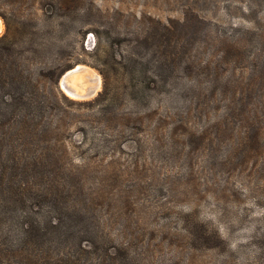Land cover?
Returning a JSON list of instances; mask_svg holds the SVG:
<instances>
[{"label": "rangeland", "instance_id": "rangeland-1", "mask_svg": "<svg viewBox=\"0 0 264 264\" xmlns=\"http://www.w3.org/2000/svg\"><path fill=\"white\" fill-rule=\"evenodd\" d=\"M6 35L0 128L58 192L141 264H264V0H0Z\"/></svg>", "mask_w": 264, "mask_h": 264}, {"label": "trees", "instance_id": "trees-1", "mask_svg": "<svg viewBox=\"0 0 264 264\" xmlns=\"http://www.w3.org/2000/svg\"><path fill=\"white\" fill-rule=\"evenodd\" d=\"M7 39L6 35L0 41L8 45ZM5 49L11 51L12 45ZM21 84L16 81L13 87L20 89ZM3 86L7 83L2 82ZM26 94L25 100L10 96L2 108L20 109L34 96ZM104 95L100 93L96 100H103ZM26 119L21 117V121ZM25 134H13L11 143L9 132L0 128V264H141L132 243L112 237L96 224V216L87 210L88 201L78 208V199L62 189L58 192L61 184L43 172L51 165L39 154L25 151L26 142H21ZM6 142L10 143L4 146Z\"/></svg>", "mask_w": 264, "mask_h": 264}, {"label": "water", "instance_id": "water-1", "mask_svg": "<svg viewBox=\"0 0 264 264\" xmlns=\"http://www.w3.org/2000/svg\"><path fill=\"white\" fill-rule=\"evenodd\" d=\"M100 84L101 76L85 65H78L68 70L60 79L61 88L76 99L94 98L99 91Z\"/></svg>", "mask_w": 264, "mask_h": 264}, {"label": "bare ground", "instance_id": "bare-ground-1", "mask_svg": "<svg viewBox=\"0 0 264 264\" xmlns=\"http://www.w3.org/2000/svg\"><path fill=\"white\" fill-rule=\"evenodd\" d=\"M97 85L99 86V81L97 82Z\"/></svg>", "mask_w": 264, "mask_h": 264}]
</instances>
